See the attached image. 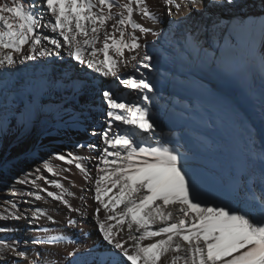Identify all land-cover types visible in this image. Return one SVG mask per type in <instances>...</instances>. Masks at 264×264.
Listing matches in <instances>:
<instances>
[{
  "label": "snow or ice",
  "instance_id": "1",
  "mask_svg": "<svg viewBox=\"0 0 264 264\" xmlns=\"http://www.w3.org/2000/svg\"><path fill=\"white\" fill-rule=\"evenodd\" d=\"M193 11L198 18L192 17ZM177 16L180 20L172 19ZM174 24H185V30L172 32ZM257 25L264 35V0H158L155 8L150 0H0V70L51 60L68 66L69 72H91L95 75L89 83L106 106L105 123L90 133L99 143L77 142L70 150L37 155L34 179L29 181L25 173L15 180L40 189L37 179L44 177L38 173L59 174L50 161L74 165L94 187L91 220L96 241L88 244L92 237L83 231L80 218L68 217L67 226L80 228L78 234L72 232L68 245L56 251L29 248L59 245L63 237L21 241L8 220L27 219L29 231L44 230L37 225L41 217L53 225L59 222L42 209L21 210L17 200L5 198L0 201V264H52L53 259L56 264H264V93L259 118L249 125L252 165L259 167L245 168L225 188H209L190 164L188 152L155 138L158 125L151 116L149 94L157 87L142 74L137 76L140 67H155L153 54H141L149 35L157 40L170 35L189 70L195 71L202 62L216 64L225 52L240 48ZM112 83L143 94V103L123 101ZM60 86L53 77L21 97L28 109L21 129L36 123L32 113L38 120L45 98ZM81 122H87L83 113L76 121ZM114 125L128 130L117 131ZM80 148L95 155L85 158L76 151ZM92 160L95 176L89 167ZM47 183L63 190L57 194L41 189L48 197L81 217L89 216L83 204L72 208L62 183Z\"/></svg>",
  "mask_w": 264,
  "mask_h": 264
},
{
  "label": "bare ground",
  "instance_id": "2",
  "mask_svg": "<svg viewBox=\"0 0 264 264\" xmlns=\"http://www.w3.org/2000/svg\"><path fill=\"white\" fill-rule=\"evenodd\" d=\"M28 2L24 0L25 4ZM150 4L155 8L158 0H150ZM191 15L198 18L194 11ZM180 18L177 16L172 19ZM185 27V24H174L170 29L179 34ZM263 36L259 26L253 27L249 42L246 40L240 48L225 52L222 60L216 64L202 62L195 71L189 70V65L170 35H162L159 40L151 35L145 37L148 44L141 54H153L155 59L151 63L155 67H140L137 76L142 74L157 87L155 93L149 94L151 116L158 125L155 138L163 137L180 147L181 151L188 152L190 164L202 174L209 188H225L245 168L259 167L258 164L252 165L249 125L251 120L259 118L261 95L264 93V53L262 50L257 53L256 50ZM127 71L131 72L132 67ZM65 73L72 77L71 81H66ZM93 75L91 72L88 76L74 70L69 72L68 66L61 67L59 62L53 63L51 60L29 61L26 65H17L15 69L0 70V201L5 198L17 200L21 210L39 208L59 222L53 225L41 217L37 225L43 226V231H29L31 226L27 219H10L7 223L18 230L15 235L21 241L33 236L42 239L63 237L59 245L30 244L29 248L56 251L68 245L73 239L72 232L78 234L80 231V228L67 226L68 217L80 218L83 231L92 237V240L87 241L88 244L96 241L91 220L95 206L92 199L94 187L84 180L83 174L74 165L50 161L59 174L53 176L46 170L38 173L37 176L44 177L43 180L37 179L40 189L31 183H15L25 173L29 174V181L34 179L31 174L37 167L34 162L37 155L70 150L77 142H100L98 136L93 138L90 133L93 129L99 130L105 123L103 113L106 106L89 83ZM53 77L61 81V86L47 95L43 115L38 120L36 114L32 113L31 119L36 123L30 124L27 130L21 129V122L28 118V109L21 105V97H26L32 86ZM111 86L121 94L123 101L143 103V94L123 89L118 83H112ZM81 113L87 117V122L78 124L76 121ZM113 127L117 131L128 130L124 125ZM146 137L147 134H143L142 138ZM76 151L85 158L95 155L86 148ZM94 165L95 160H92L89 167L93 176ZM51 179L59 181L67 189L64 198L72 208H79L83 204L89 216L81 217L78 211H70L62 201L48 197L47 192L41 189L46 188L57 194L63 191L47 183ZM29 192L39 194L42 199L35 200L34 196L28 195ZM81 195L85 196V200L80 199ZM2 212L3 206L0 205ZM52 264H56L54 259Z\"/></svg>",
  "mask_w": 264,
  "mask_h": 264
},
{
  "label": "rangeland",
  "instance_id": "3",
  "mask_svg": "<svg viewBox=\"0 0 264 264\" xmlns=\"http://www.w3.org/2000/svg\"><path fill=\"white\" fill-rule=\"evenodd\" d=\"M247 41L249 42V38L247 39ZM249 46V45H248ZM263 46H264V36L262 38V42L260 43L259 47L256 49L257 50V53H259L262 49H263ZM248 50V49H247ZM229 179V177L227 178ZM231 179V178H230ZM229 179V181H230Z\"/></svg>",
  "mask_w": 264,
  "mask_h": 264
}]
</instances>
